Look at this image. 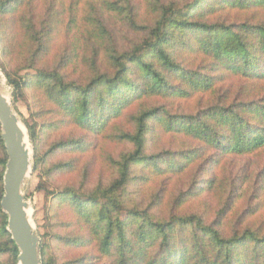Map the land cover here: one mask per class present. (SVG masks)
<instances>
[{"label": "trees", "instance_id": "1", "mask_svg": "<svg viewBox=\"0 0 264 264\" xmlns=\"http://www.w3.org/2000/svg\"><path fill=\"white\" fill-rule=\"evenodd\" d=\"M24 1L0 0V19L13 16ZM226 10L264 13V0H189L160 6L155 26L148 28L140 44L110 54L108 62L114 72L96 70L84 82H69L59 71L45 70L25 80L16 78L3 62L7 42L2 37L0 68L14 88L15 104L22 88L35 86L61 109L70 124L89 135H102L109 122L122 117L135 101L152 96L184 99L193 93L214 91L227 75L264 82V22L209 21ZM14 25L12 22V29ZM39 35L33 36L39 42L38 53L46 48V36ZM195 58L199 61L196 65L192 64ZM134 122L135 132L118 138L133 150L114 160L118 170L115 180L85 193L74 189L60 193L59 197L71 204L81 228L68 245L95 250L99 257L115 264H264V228L237 226L226 234L221 228L226 209L214 218L205 212L178 214L188 201L213 191L215 180L202 174L187 192L180 191L173 201L168 198V181L182 175L204 152L208 155L203 166L209 170L211 166L217 169L225 157L264 149V98L254 100L248 92L241 102L218 103L196 115H172L160 106L139 111ZM25 123L35 146V172L45 157L39 154L36 130ZM157 128L166 134L187 136L202 146L192 152L147 154V136L155 134ZM0 145V255H7L9 264H18L19 250L7 231L8 217L1 207L8 161L1 135ZM64 145L74 147V151L85 146L77 140L57 148ZM157 184L156 194L144 197ZM94 258L87 254L71 264H92ZM42 261L54 264L44 242Z\"/></svg>", "mask_w": 264, "mask_h": 264}, {"label": "rangeland", "instance_id": "2", "mask_svg": "<svg viewBox=\"0 0 264 264\" xmlns=\"http://www.w3.org/2000/svg\"><path fill=\"white\" fill-rule=\"evenodd\" d=\"M173 1L184 4L189 0H25L13 16L0 19V37L7 42L3 62L13 76L24 80L38 70L59 71L69 82L87 81L98 71L113 73L115 69L108 62L110 54L114 50L123 53L140 44L147 37L148 28L154 27L159 18L156 9ZM209 21L258 24L264 22V13L226 10L210 17ZM26 34L36 38L44 34L45 51L38 53L39 42ZM198 62L195 58L192 64ZM224 79L214 91L193 93L184 99L152 96L135 101L124 110L122 117L109 122L102 135H89L70 124L61 109L35 86L22 88L15 104L14 88L7 82L12 104L24 124L27 125V121L36 130L39 154L45 157V162L34 172L35 146L30 139L33 170L24 194L31 206L41 247L42 242L48 244L54 264H71L87 254L95 256L92 264H115L113 260L99 257L95 250L89 252L68 245L81 228L71 204L59 197L60 193L68 189L85 193L117 178L114 160L133 150L118 138L125 132H135L134 117L139 111L164 106L172 115H196L218 103L241 102L247 99L248 92L254 100L264 98V82L230 75ZM242 90L244 92H240ZM0 135L2 137L1 127ZM147 137V154L192 152L202 146L187 136L166 134L160 128ZM77 140L85 145L83 149L74 151V147L65 145L57 148ZM207 153L182 175L168 181L171 191L168 198L173 201L180 191L187 192L202 174L215 180L213 191L198 200L188 201L178 214L205 212L208 218H214L226 209L221 225L226 234L237 226L239 229L264 228V149L246 156L225 157L217 169L211 166L209 170L203 166ZM159 186L146 192L144 197L154 196ZM9 263L7 255H0V264Z\"/></svg>", "mask_w": 264, "mask_h": 264}, {"label": "water", "instance_id": "3", "mask_svg": "<svg viewBox=\"0 0 264 264\" xmlns=\"http://www.w3.org/2000/svg\"><path fill=\"white\" fill-rule=\"evenodd\" d=\"M0 125L8 154L4 175L5 193L1 202L2 210L8 217L7 231L19 250L18 264H43L41 238L24 194L26 182L33 170V148L29 130L9 98L7 80L1 68Z\"/></svg>", "mask_w": 264, "mask_h": 264}, {"label": "bare ground", "instance_id": "4", "mask_svg": "<svg viewBox=\"0 0 264 264\" xmlns=\"http://www.w3.org/2000/svg\"><path fill=\"white\" fill-rule=\"evenodd\" d=\"M7 89V88H6ZM30 213H31V211H30Z\"/></svg>", "mask_w": 264, "mask_h": 264}]
</instances>
